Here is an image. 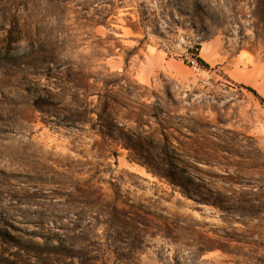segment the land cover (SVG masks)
<instances>
[{
    "label": "rangeland",
    "instance_id": "1",
    "mask_svg": "<svg viewBox=\"0 0 264 264\" xmlns=\"http://www.w3.org/2000/svg\"><path fill=\"white\" fill-rule=\"evenodd\" d=\"M262 200L264 0H0V264H264Z\"/></svg>",
    "mask_w": 264,
    "mask_h": 264
},
{
    "label": "trees",
    "instance_id": "2",
    "mask_svg": "<svg viewBox=\"0 0 264 264\" xmlns=\"http://www.w3.org/2000/svg\"><path fill=\"white\" fill-rule=\"evenodd\" d=\"M51 63H54V62H51ZM173 184V183H172ZM258 204H259V208H257L258 209V211H259V214H263L264 213V200H262V201H258ZM116 210V209H115ZM126 220V219H125ZM124 224H128L126 221H124ZM123 224V225H124ZM242 243H246V242H242Z\"/></svg>",
    "mask_w": 264,
    "mask_h": 264
}]
</instances>
